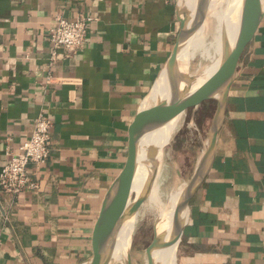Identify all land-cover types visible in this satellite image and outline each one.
<instances>
[{
  "label": "crops",
  "instance_id": "1",
  "mask_svg": "<svg viewBox=\"0 0 264 264\" xmlns=\"http://www.w3.org/2000/svg\"><path fill=\"white\" fill-rule=\"evenodd\" d=\"M180 0H0V168L43 113L51 153L34 190L0 192V264H84L129 126L169 57ZM90 17L52 58L57 16ZM180 264H264V18L229 89L212 167L192 197Z\"/></svg>",
  "mask_w": 264,
  "mask_h": 264
},
{
  "label": "water",
  "instance_id": "2",
  "mask_svg": "<svg viewBox=\"0 0 264 264\" xmlns=\"http://www.w3.org/2000/svg\"><path fill=\"white\" fill-rule=\"evenodd\" d=\"M238 24L233 43L227 41L222 49L221 58L215 71L199 86L194 87L198 76L180 72L179 54L188 44L195 31L205 19L210 0H197L194 11L184 9L183 0L179 1L176 19L179 27L175 41L162 71L166 72L169 97L158 100L154 105L141 108L135 114L128 130V143L123 167L109 185L103 197L92 235V253L84 264H110L112 250L120 227L135 215L142 203L149 197L157 169L159 149L147 146V155L142 159V140L152 132L170 123L183 114L190 106L196 108L204 101L213 102L205 142L190 179L183 186L174 206L169 235L159 233L157 218L153 224L151 242L145 248V264L155 263V252L169 241L172 236L181 241L184 215L192 197L202 186L212 167L217 136L226 110L229 89L236 77L239 59L246 46L253 39L256 29L264 18L261 0H237ZM183 2V3H182ZM163 145L161 149H164ZM143 164L148 175L143 187L132 203V183L137 168ZM152 167V168H151ZM130 248V247H129ZM125 264H134L128 249Z\"/></svg>",
  "mask_w": 264,
  "mask_h": 264
},
{
  "label": "bare ground",
  "instance_id": "3",
  "mask_svg": "<svg viewBox=\"0 0 264 264\" xmlns=\"http://www.w3.org/2000/svg\"><path fill=\"white\" fill-rule=\"evenodd\" d=\"M196 1L197 0H183L184 4H186V6H188L191 11H194L195 9ZM261 3L264 7V0H261ZM237 10V0H210L207 7L205 19L195 31L186 47L179 54V71L186 72L187 66L192 60L191 54L192 52H194L193 48H195V46L198 45L203 38L207 36L209 37V41L207 40V46L210 47L215 53L213 55L214 58L212 59L214 63L206 68V71L202 76H198L196 78L193 88L203 83L207 79V77H209L215 71L220 61L224 44L227 41H229L230 44L233 43L238 24ZM168 97V78L166 72L161 71L152 87L151 92L143 101L141 108L150 107L154 105L158 100ZM182 115L183 114L177 116L170 123L152 132L142 140V150L140 152V157L142 159H144V157L147 155L148 145L159 149V154L157 157V169L154 174L153 185L148 197L149 204L146 208H144V210H138L135 215L127 219L120 227L112 250L110 264H125L126 254L130 247L132 236L137 228L138 223L140 222V220H142L145 214L151 212L157 207L159 208V219H161L160 223L158 224L157 230L159 231V233L165 234V236L169 235L172 213L183 186L174 191V193H172L168 197L166 203H163V201L161 200L162 194H160V192L156 189L159 184L156 185V183H159L160 179L163 176L165 177L167 174V162L164 159L165 155L162 152L163 149L161 148L163 145H166L170 141H172L173 136H175L181 125H183ZM148 170L149 169L147 167H144L143 164H140V166L137 168L132 183V193L133 191L137 192V189L140 193L145 179L148 175ZM132 201L133 199H130L129 204L132 203ZM186 219L187 216L185 214L184 222ZM171 237L172 238L167 241L166 244H164L161 248H159L157 252H155L156 264H176L175 251L177 248L178 239L172 235Z\"/></svg>",
  "mask_w": 264,
  "mask_h": 264
},
{
  "label": "rangeland",
  "instance_id": "4",
  "mask_svg": "<svg viewBox=\"0 0 264 264\" xmlns=\"http://www.w3.org/2000/svg\"><path fill=\"white\" fill-rule=\"evenodd\" d=\"M182 5L186 11L189 9L186 4ZM207 40L209 41L208 36L199 42V46L196 45L195 48H193L194 52L191 54L192 60L187 66L188 74L202 76L206 68L214 63L212 59L215 53L207 46ZM212 111V101H204L196 108L190 106L182 115L183 125H181L175 136H173L172 141L164 147L162 152L167 162V174L160 179L159 183H156V185L159 184L156 189L162 194L161 200L163 203H166L168 197L174 193V191L184 186L190 179L205 142ZM137 193H139L138 189L137 192L133 191L131 199H133ZM148 204L149 201L147 198L142 203L139 210H144ZM156 217L159 218L158 207L145 214L137 225L129 248L134 264H145L146 262L145 248L151 242L153 224L157 219ZM179 246L180 242L175 251L176 264H180Z\"/></svg>",
  "mask_w": 264,
  "mask_h": 264
},
{
  "label": "built area",
  "instance_id": "5",
  "mask_svg": "<svg viewBox=\"0 0 264 264\" xmlns=\"http://www.w3.org/2000/svg\"><path fill=\"white\" fill-rule=\"evenodd\" d=\"M90 21V17L83 15L74 20L57 16L49 34L52 58L58 50L68 56L82 49ZM50 128L51 121L40 113L34 121L30 137L16 151H7L9 159L0 168V192L18 196L37 187L29 166L38 168L47 162L51 153Z\"/></svg>",
  "mask_w": 264,
  "mask_h": 264
}]
</instances>
